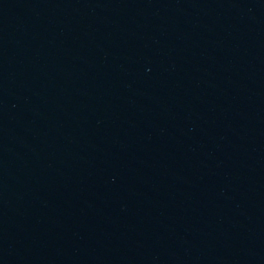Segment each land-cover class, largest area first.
<instances>
[{"label":"water","instance_id":"water-1","mask_svg":"<svg viewBox=\"0 0 264 264\" xmlns=\"http://www.w3.org/2000/svg\"><path fill=\"white\" fill-rule=\"evenodd\" d=\"M0 264H264V0H0Z\"/></svg>","mask_w":264,"mask_h":264}]
</instances>
